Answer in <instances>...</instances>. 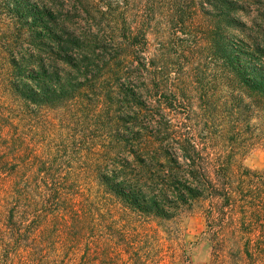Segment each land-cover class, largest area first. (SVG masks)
Returning <instances> with one entry per match:
<instances>
[{
	"label": "trees",
	"instance_id": "16d2710c",
	"mask_svg": "<svg viewBox=\"0 0 264 264\" xmlns=\"http://www.w3.org/2000/svg\"><path fill=\"white\" fill-rule=\"evenodd\" d=\"M0 7L3 264L186 263L183 221L195 212L206 219L208 264H264V171L242 164L226 120L122 118L112 55L126 45L129 58L135 41L112 34L109 52L105 41L95 47L62 26L50 0ZM208 42L248 116L262 105L264 127V68L224 39Z\"/></svg>",
	"mask_w": 264,
	"mask_h": 264
},
{
	"label": "rangeland",
	"instance_id": "374dc122",
	"mask_svg": "<svg viewBox=\"0 0 264 264\" xmlns=\"http://www.w3.org/2000/svg\"><path fill=\"white\" fill-rule=\"evenodd\" d=\"M50 4L70 34L95 41V47L105 41L109 52L112 34L118 44L129 39L137 43L139 49L127 59L131 49L126 45L112 55L120 60L116 83L121 96L116 100L122 118L226 120L225 129L242 164L264 171L263 107L258 102L254 116H248L244 110L248 101L240 104L241 94L232 91L224 60L217 61L208 42L224 39L232 50L242 52L251 69L264 68V0H50ZM6 13L0 7V26L8 22ZM0 32L1 40V27ZM3 49L0 45V54ZM130 88L140 90L143 97L135 101L126 96ZM140 102L141 111L136 105ZM205 105L209 111H203ZM56 110L59 130L63 111ZM183 226L189 262L178 264H208L211 242L204 215L188 214Z\"/></svg>",
	"mask_w": 264,
	"mask_h": 264
}]
</instances>
